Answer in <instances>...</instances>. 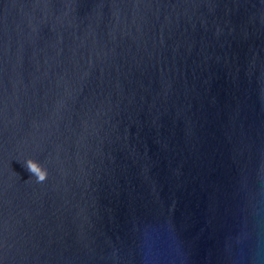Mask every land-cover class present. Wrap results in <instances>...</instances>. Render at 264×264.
I'll return each mask as SVG.
<instances>
[{"label": "water", "instance_id": "1", "mask_svg": "<svg viewBox=\"0 0 264 264\" xmlns=\"http://www.w3.org/2000/svg\"><path fill=\"white\" fill-rule=\"evenodd\" d=\"M0 264H264V0H0Z\"/></svg>", "mask_w": 264, "mask_h": 264}, {"label": "clouds", "instance_id": "2", "mask_svg": "<svg viewBox=\"0 0 264 264\" xmlns=\"http://www.w3.org/2000/svg\"><path fill=\"white\" fill-rule=\"evenodd\" d=\"M27 170L36 177L37 183H42L47 179V170L43 168L38 162L29 159L25 163Z\"/></svg>", "mask_w": 264, "mask_h": 264}]
</instances>
